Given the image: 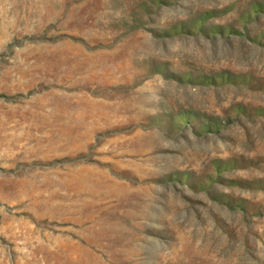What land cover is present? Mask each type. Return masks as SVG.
Wrapping results in <instances>:
<instances>
[{
	"label": "rangeland",
	"instance_id": "1",
	"mask_svg": "<svg viewBox=\"0 0 264 264\" xmlns=\"http://www.w3.org/2000/svg\"><path fill=\"white\" fill-rule=\"evenodd\" d=\"M0 264H264V0H0Z\"/></svg>",
	"mask_w": 264,
	"mask_h": 264
}]
</instances>
